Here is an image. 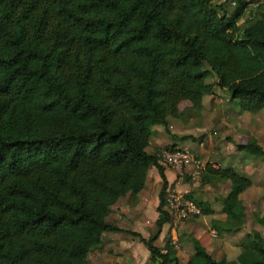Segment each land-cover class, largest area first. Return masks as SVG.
<instances>
[{"label": "trees", "instance_id": "trees-1", "mask_svg": "<svg viewBox=\"0 0 264 264\" xmlns=\"http://www.w3.org/2000/svg\"><path fill=\"white\" fill-rule=\"evenodd\" d=\"M227 2L0 0V264H90L105 232L137 237L153 263L264 264L255 229L232 260L215 259L194 236L186 262L168 240L154 244L171 217L165 167L158 151L146 152L153 127L189 138L172 134L168 118L184 101L201 110L216 87L240 113L264 108V0ZM240 149L264 160L255 138ZM151 167L161 187L145 238L107 217L143 190ZM205 171L229 181L218 234L240 230L251 179L232 167ZM254 219L264 228V213Z\"/></svg>", "mask_w": 264, "mask_h": 264}, {"label": "crops", "instance_id": "crops-1", "mask_svg": "<svg viewBox=\"0 0 264 264\" xmlns=\"http://www.w3.org/2000/svg\"><path fill=\"white\" fill-rule=\"evenodd\" d=\"M218 89H216L214 94L204 95L202 97V109L200 111L193 109L191 104L187 101L180 103L179 111L181 114L168 118V129L172 134L176 135L177 137H181L185 134L192 133L191 131L193 130V126L195 125L194 127L196 132L202 136L203 140L198 144H192L194 145L193 147L190 144L189 146H191L193 152L198 158L204 161L206 165L209 164L213 168L232 167L236 171L251 179L252 185L240 195V198L243 201L244 194L251 191L254 186V167L251 155L245 153V151L240 149V145H243L250 138H255L258 144H260L264 149V145L261 141L263 132L261 122L264 119V108L255 114H251L248 112L240 113L239 111H234V114H232L231 103L233 101L230 100L227 93L221 95V93H219L221 89ZM197 111L198 113H196ZM203 111H207L208 120H210V125L213 132L210 131L211 128L205 125L204 122L200 123V121H197L196 123H194V125L189 122L190 112H195L198 115H202ZM178 141L179 138H170L162 125H155L153 127V134L150 138L149 145L146 147V152H157L162 148H167L174 143H178ZM238 163L239 166L237 165ZM205 170L206 166L203 172L204 176H206V179L204 178V182H202L198 189H194L190 191V193L193 194L195 199L210 203L212 212L208 215L192 218L194 220L189 219L191 221L186 220L189 222H182L177 229L178 233L180 230H182V232H184L183 230H189V232H194L193 236L197 235L196 229L192 226L194 223L201 224L198 222V219L200 218L208 221L211 224L213 223L214 228L216 223L225 219V215L222 213L221 209L222 200L229 192V181L218 180L214 175L207 173ZM262 172L263 169H256L257 175H260ZM164 175L166 177L168 185L175 178V173L169 168H164ZM160 187V174L155 167H151L148 170L146 183L143 190L136 196L132 197V203L134 204L133 210L138 211L134 213V216H140L141 211L146 208L147 204H150L153 209H156L158 205V193ZM180 189L186 192L189 191V187L187 185L181 186ZM129 194L130 193L119 199L115 205H117L118 207L122 206L123 199L127 198ZM124 213L125 212H123V214ZM156 219L157 213L155 212L154 220ZM132 222L134 223L132 225L134 227L136 223H140V219L133 218ZM116 225L119 226L118 223ZM119 227L122 228L121 226ZM131 230L135 231V229L133 228ZM214 230H216V228ZM165 234L170 235L168 224H165L163 226L158 240H161ZM175 236H177V232ZM197 236L195 237L200 239V237ZM199 243L203 247H205L208 253L212 255L213 252L209 246L204 245L202 242ZM192 253L193 248L191 247V245L185 246L184 244H182L179 250H177V256L181 262H186ZM238 253L235 255V257L231 258L229 256H226L225 258L228 260L235 259Z\"/></svg>", "mask_w": 264, "mask_h": 264}, {"label": "rangeland", "instance_id": "rangeland-1", "mask_svg": "<svg viewBox=\"0 0 264 264\" xmlns=\"http://www.w3.org/2000/svg\"><path fill=\"white\" fill-rule=\"evenodd\" d=\"M223 1L212 0V2L216 4L221 3ZM229 3L230 2L228 0L227 2L228 6L233 7V5ZM250 8L252 9L254 8V6L251 5ZM247 13L248 12H246V14ZM207 81L215 84L216 79L213 75H210L207 78ZM216 89L218 88L216 87ZM219 93H221V95L226 94L224 91L221 90ZM231 109H232V114H234V111L235 112L239 111L238 100H234L231 103ZM196 113H198V111ZM196 113L190 112L189 122L192 125H194V123H196L197 121H200V123L204 122L205 125L211 128L210 120H208L207 111H203L202 115L201 114L198 115ZM261 123H262L261 126L263 127L261 141L264 145V119ZM194 126H193V130L191 131L192 133L185 134L186 136H190V137L184 140L179 139L178 143L173 144L175 145V148L188 147L192 150L189 144L190 145L194 143L198 144L200 141L203 140L202 136L196 132ZM210 131L213 132L212 128L210 129ZM194 145H192V147ZM251 158L253 159V167H254L253 170L254 186L251 191L245 193L243 196L244 198L243 201L246 208V218L243 227L240 230L235 231L231 234H222V235L219 234L217 237H212L211 232L212 230L215 229L213 223L211 224L208 221H205L202 218H200L198 219V222L201 224L194 223L192 226L193 228L196 229L197 235L200 237V239L195 237L197 235H195L194 237L197 239V241L202 242L204 245L209 246L212 249L213 252L212 256L215 259H219L221 257H226V256H229L231 258L235 257V255L239 252L240 242L243 240L246 233L253 229L260 231V233L264 235V228L259 224H257L254 219L255 213H259V214L264 213V160L254 155H251ZM237 165L239 166V163ZM164 167L167 168L166 166ZM259 168L263 169V172L260 175H257L256 169ZM202 177H203L202 182H204V178L206 179L204 173L202 174ZM132 197L133 196L129 194L127 198L123 199V204L120 207L114 205L113 208H111V211L107 217V221L113 224L118 223L119 226H121L124 230L127 229L129 231H132L131 229L133 228L135 229V232H139L142 236L147 238L155 232L154 217H155L156 209H153V207L150 204H147L146 208L143 211H141L140 216H136V215L134 216V213L138 211L133 210L134 204L132 203L133 201ZM123 212L125 213L123 214ZM133 218L140 219V223L139 224L136 223L134 227L132 226L134 224L132 222ZM183 231L184 232L180 230L179 233L177 231L176 238H177L178 247L176 248V250H179L182 244H184L185 246L191 245V247L193 248V243L191 242L190 238L193 236L194 232H189V230H183ZM167 238H168V234L167 235L165 234L161 240L157 239L154 244L159 247H162L163 244L167 241ZM89 262L90 264H158V263H153L150 260L149 253L146 247L138 240V238L126 232H105L103 235L102 244L98 248L93 249L89 253Z\"/></svg>", "mask_w": 264, "mask_h": 264}, {"label": "built area", "instance_id": "built-area-1", "mask_svg": "<svg viewBox=\"0 0 264 264\" xmlns=\"http://www.w3.org/2000/svg\"><path fill=\"white\" fill-rule=\"evenodd\" d=\"M157 157L164 166L175 173L174 180L166 189L165 206L171 217L170 235H168L167 240L173 247L177 248L175 234L179 225L183 221L203 216L200 207L192 198L188 197V194L190 191L198 189L202 184V174L206 163L188 147L162 148L158 151ZM183 185H187L189 191H182L180 187ZM211 236L217 237L218 232L212 230Z\"/></svg>", "mask_w": 264, "mask_h": 264}]
</instances>
